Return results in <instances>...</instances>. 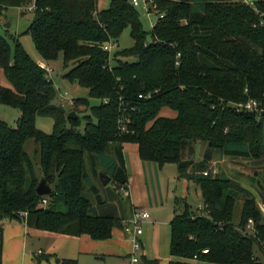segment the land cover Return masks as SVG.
Returning <instances> with one entry per match:
<instances>
[{
	"label": "trees",
	"instance_id": "16d2710c",
	"mask_svg": "<svg viewBox=\"0 0 264 264\" xmlns=\"http://www.w3.org/2000/svg\"><path fill=\"white\" fill-rule=\"evenodd\" d=\"M148 1L159 16L150 31L129 0H111L106 9L99 0H0V16L34 4L25 34L40 62L50 65L62 56L64 67L72 66L64 77L97 101L74 99L77 118H70L71 111L56 103L53 79L19 37L0 34V104L21 112L15 127L0 119V264L6 220L67 237L111 239L129 209L122 201L108 203L112 192L102 194L94 180L103 186L98 168H107L118 194L130 201L125 143L138 145L143 162L176 164L179 178L201 188V209L176 201L170 255L177 259L169 264H264V217L256 198L212 164L224 158L264 162V0ZM126 29L134 46L112 56L105 46L116 47ZM251 100L257 110L245 109ZM164 109L175 117L161 115ZM88 110L79 132V113ZM39 115L54 118L51 134L37 128ZM30 140L38 147L41 177L52 186L45 197L37 194L41 178L26 151Z\"/></svg>",
	"mask_w": 264,
	"mask_h": 264
},
{
	"label": "rangeland",
	"instance_id": "374dc122",
	"mask_svg": "<svg viewBox=\"0 0 264 264\" xmlns=\"http://www.w3.org/2000/svg\"><path fill=\"white\" fill-rule=\"evenodd\" d=\"M111 0H99V8L100 9H106L109 7ZM132 1V0H129ZM141 6L137 7V10L140 14V19L143 24V28L146 31H150L153 27V25L158 21L159 16L157 12L155 11H148L144 9L143 4H145V0H140ZM149 6H151L150 3H148ZM33 20V12L29 10H24L22 8H9L8 10H5L3 12V15L0 16V34L5 37L15 36L19 37L20 42L22 43L25 50L28 52V54L36 61L40 62L41 58L40 55L35 47L34 41L32 37L29 34H25V31L28 29V27L31 25ZM10 23V28H6L5 24ZM134 46V40L130 35V30L126 29L122 35L119 38L118 43L116 44V47L114 48L112 52L115 54L116 51L129 49ZM50 66L54 69V73L51 75V79H53V82L55 84V88L57 89L58 98H57V105H61L66 108L67 111L76 112L73 111L74 109V100L72 103H67L69 101L63 100L59 95H66L69 99H78V98H89L90 99V105H96L97 101L94 99H91L89 96V90L87 88H84L80 86L76 82H70L67 78H65V74L72 68L70 66L69 68H65L63 65V57L61 56L56 62L50 64ZM4 81V77H3ZM84 110V109H80ZM88 112H80L79 116L82 121L81 126L78 128L79 132L84 131L85 127V121H84V115L88 114ZM21 118V112L17 109L11 108L6 105L0 104V119L2 121H5L7 124H9L12 127H15ZM54 118L50 115H39L36 118V126L39 130L51 134L53 132L54 128ZM37 144L30 140L26 144V151L31 156L35 167L37 168V174L39 178H42L39 163H40V154L37 152ZM203 147L201 145L198 146V155L201 156ZM215 168L217 169L218 173H223L224 175L228 176L231 179H234L238 181L240 184L245 186L246 188H249L254 197L256 198L257 203L259 204L260 208L261 206H264V162L259 161L256 158L251 160H241V159H230V158H224V159H216L215 161ZM90 165V164H89ZM168 166L160 175L164 176L161 180L162 184L160 187L162 192V195L164 197L163 203L167 206V199H168V190H170V195L173 194L172 200H170L172 203L176 197L182 204L184 205L185 202H187L191 209L197 210L199 206H204V198L202 196L201 188L200 186L194 182V181H184V180H174L172 178V170H175L177 172L178 166L176 164H167ZM169 170H171L169 172ZM99 171V177L100 174H107L108 172L107 168L100 166L98 168ZM91 177H93L92 171L90 172ZM108 175V174H107ZM169 178V180H168ZM101 180V178H100ZM96 184L99 186L101 193L104 194L106 192L111 193V198L106 196V200L108 203L111 204H119L121 201L124 206H126L127 209H129L130 202L128 198L125 195V193L119 195V183L112 179L107 185H100V182L98 180H94ZM52 188V186H51ZM174 191L176 194H174ZM86 196L88 198H91L95 200V196L92 194L91 191H86ZM170 202V203H171ZM244 201H240L237 203L236 206V219L240 217V214L242 212ZM176 206V203H174ZM161 206V205H159ZM204 208V207H203ZM163 217H166L165 214H162ZM165 219V218H164ZM143 232L144 236L142 238V242H144L145 250H146V257L148 259L156 258L159 259L162 264H168V262L171 259H177L172 258L170 255V233L171 229L169 226V222L167 224L160 223L156 225H150V224H143ZM47 244L42 242L40 244V249H45L46 251ZM140 256L139 254H137ZM179 260V259H178ZM108 262L111 261H99V264H110ZM113 262V261H112ZM92 264V263H91ZM113 264H120L119 261H114ZM141 264L143 263L142 257H141Z\"/></svg>",
	"mask_w": 264,
	"mask_h": 264
},
{
	"label": "crops",
	"instance_id": "0c3cea01",
	"mask_svg": "<svg viewBox=\"0 0 264 264\" xmlns=\"http://www.w3.org/2000/svg\"><path fill=\"white\" fill-rule=\"evenodd\" d=\"M161 115L175 117L176 114L164 109ZM196 154L198 157V148ZM123 155L128 175L126 194L130 199L129 216L126 221L132 218L135 209H144L151 216V221L144 224L156 225L169 222L170 226L175 214L174 203L177 199L175 197L172 203L170 200L173 194L170 195V190H168L167 206L164 205V197L159 187L164 177L160 174L167 169L168 165L160 167L154 163L143 162L139 155V147L134 143L123 144ZM171 173L170 180L188 181L179 178V169L177 172L172 170ZM174 194H176L175 191ZM127 222L122 228L113 230L111 239L94 240L89 235L67 237L29 228L26 223L6 220L3 233V264H60L58 259H76L78 264H99V261H111L108 262L110 264L119 261L120 264H128L134 253L135 237L125 231ZM143 236L144 232L138 237L142 244L141 250L137 252L140 257L147 256L141 238ZM42 242L47 244L46 251L40 249Z\"/></svg>",
	"mask_w": 264,
	"mask_h": 264
},
{
	"label": "built area",
	"instance_id": "2783aa9c",
	"mask_svg": "<svg viewBox=\"0 0 264 264\" xmlns=\"http://www.w3.org/2000/svg\"><path fill=\"white\" fill-rule=\"evenodd\" d=\"M131 2L135 7L141 6L140 0H132ZM145 2L146 3L143 4L144 9H146L150 12L152 10L155 12L157 11L156 4L153 1L145 0ZM148 3H150L151 6H149ZM34 9H35L34 4L30 7H28V10L31 12H33ZM163 17L164 16L162 15L161 18H163ZM114 48H115V46L113 44H108L105 46V50H107L110 54H112ZM39 66L47 72L49 77H51V75L54 73V69L49 64H47L46 62H39ZM59 96L65 101L70 100L67 103H72L73 101H71V100H74V99H69L67 96V93H66V95L60 94ZM258 106H259V104L257 101L251 100L248 103H246V105L244 107H245V109H247L249 111H254V110H257ZM240 107H242V105H240ZM199 208L201 209L202 206H199ZM261 210L263 212V217H264V206H261ZM149 221H151V216H150L148 211H146L144 209H135L132 218L126 224L125 231L127 233L133 234L135 237L134 238L135 239L134 240L135 241L134 242V253L131 256L128 264H141V257L137 255V252L141 250L142 244H141L140 240L138 239V237L143 234L142 225L145 222H149ZM253 225H254L253 221L250 220L247 228L251 232L253 230Z\"/></svg>",
	"mask_w": 264,
	"mask_h": 264
},
{
	"label": "water",
	"instance_id": "95a60500",
	"mask_svg": "<svg viewBox=\"0 0 264 264\" xmlns=\"http://www.w3.org/2000/svg\"><path fill=\"white\" fill-rule=\"evenodd\" d=\"M11 24L10 23H6L5 27L6 28H10ZM148 40H151V37H148ZM69 117L72 119H76L77 118V113L76 112H71L69 114ZM100 178L102 180L103 185H107L110 181H111V177L108 176L107 174H100ZM52 193V188L51 186L48 184L47 179L45 177L41 178V181L37 187V194L41 197H45L48 196Z\"/></svg>",
	"mask_w": 264,
	"mask_h": 264
}]
</instances>
